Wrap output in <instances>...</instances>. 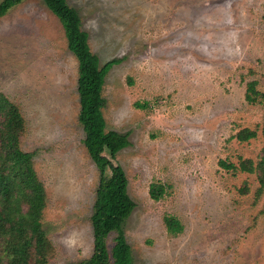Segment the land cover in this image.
Here are the masks:
<instances>
[{"label":"rangeland","instance_id":"rangeland-1","mask_svg":"<svg viewBox=\"0 0 264 264\" xmlns=\"http://www.w3.org/2000/svg\"><path fill=\"white\" fill-rule=\"evenodd\" d=\"M67 1L101 64L121 58L106 75L102 109L107 130L131 142L113 162L136 202L124 223L134 264H264L260 171L240 168L263 154L264 102L246 92L253 79L264 91V0ZM78 77V58L44 0L0 17V90L25 119L21 147L36 152L47 264H82L94 251L100 170L84 144ZM244 128L257 135L238 139ZM153 182L165 186L159 200ZM166 214L181 232H169ZM6 244L1 237L0 264H10Z\"/></svg>","mask_w":264,"mask_h":264},{"label":"trees","instance_id":"trees-1","mask_svg":"<svg viewBox=\"0 0 264 264\" xmlns=\"http://www.w3.org/2000/svg\"><path fill=\"white\" fill-rule=\"evenodd\" d=\"M23 0H1L0 17ZM60 19L70 49L79 61L78 91L80 97L79 121L85 131L84 144L100 170L99 186L91 216L94 231V251L82 264H134L132 247L127 240L124 223L133 212L136 202L128 191V178L123 167L113 159L124 147L131 144L128 133L107 130L103 114L105 98L102 94L106 75L121 61L113 58L101 64L98 54L92 51L89 34L83 29L78 10L67 0H44ZM258 80L247 83L246 99L264 102V91L257 87ZM25 119L18 106L0 90V238L7 241L6 254L10 264H47V237L42 217L46 206V190L35 166L36 152L21 147ZM264 135V126L262 129ZM257 135L255 129L244 128L237 132L240 140ZM223 166L236 167L221 160ZM240 168L258 169L261 187L264 188V146L260 161L241 159ZM166 189L163 183L153 182L151 196L159 200ZM164 221L170 233L184 228L180 219L166 214ZM117 232L110 248L109 236Z\"/></svg>","mask_w":264,"mask_h":264}]
</instances>
